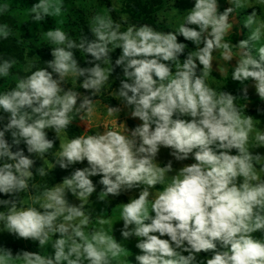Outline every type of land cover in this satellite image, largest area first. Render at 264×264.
Segmentation results:
<instances>
[{
  "label": "clouds",
  "instance_id": "obj_1",
  "mask_svg": "<svg viewBox=\"0 0 264 264\" xmlns=\"http://www.w3.org/2000/svg\"><path fill=\"white\" fill-rule=\"evenodd\" d=\"M110 2V12L120 6ZM225 2L230 7L220 11V0H194L170 31L97 13L88 24L91 39L84 33L74 39L62 28L43 32L53 45L52 59L43 67L29 65V74L13 77L15 86L0 92V195L8 197L0 199V233L38 242L39 251L13 256L0 248V264H130L119 258L132 240L139 250L136 264H264V155L252 154L264 148V128L246 113L247 103H238L247 101L249 85L264 101V0ZM248 9L240 28L247 29L245 38L234 43L227 39L232 21ZM66 10L64 0H38L29 8L30 21L41 28ZM7 11L0 0V16ZM12 33L0 23V40ZM180 36L195 50L178 42ZM77 52L89 67L79 66ZM17 63L0 56V79ZM115 68L123 74L116 77L117 90L110 79ZM214 71L238 82L242 97L213 87ZM108 88L120 106L105 105L107 116L120 128L102 124L94 134L69 138L77 119L96 114L97 97ZM125 110L126 119L140 122L133 129L119 122ZM56 141L49 171L44 160ZM161 149L172 158L164 164L157 159ZM32 156L43 161L34 171ZM85 161L61 183L49 184L55 167L67 170ZM36 176L43 182L34 183ZM97 176V200L105 204L110 196L138 190L116 206L120 242L113 234V208L93 210L91 178Z\"/></svg>",
  "mask_w": 264,
  "mask_h": 264
},
{
  "label": "rangeland",
  "instance_id": "obj_2",
  "mask_svg": "<svg viewBox=\"0 0 264 264\" xmlns=\"http://www.w3.org/2000/svg\"><path fill=\"white\" fill-rule=\"evenodd\" d=\"M130 1V0H129ZM2 2H6L9 7V11H7L9 14H11L14 19L17 21V34L20 37L27 38L28 43H26V46L28 47V50L26 52V58L24 63H20L16 66V69H21L24 72L28 73L26 69L29 68V65L34 64L36 61H40L42 59V55L38 52L43 51L46 53H50L49 58L52 59L51 56V49L50 45L47 41V38L43 35L44 31H47L48 28H62L64 31L68 32L74 39L78 38L82 34V29L84 27L88 28L90 17L94 14L100 13L105 15H111L113 20L119 21L120 17L122 15H126L128 17V22L132 24V21L129 18V15L125 13V10L127 8L128 0H119V7L115 8V10L109 11V8L111 7L110 0H64V7L67 9L66 11H62L61 15L59 16H50L49 18H46V22L42 25V27H38L34 22L30 21L31 14L29 11V8H31L35 3L38 2V0H2ZM175 3V4H174ZM194 6V0H165L163 4L162 10H160L156 14V25L157 27H153L160 31H170L174 30L176 26L179 25V23L182 22V13L190 10ZM227 7H230L225 0H220V11H223ZM173 8L177 11H174ZM252 9H248L245 11H241L238 15H236L233 19V29L227 39L233 41L234 43H238L239 40L244 39L245 35L247 33V29H242L240 33V28L242 26L243 18L246 14H250ZM19 24V26H18ZM126 27V26H125ZM194 27V26H193ZM39 32V33H38ZM240 33V34H239ZM184 39L182 36L178 37V42H180V39ZM186 44L188 46L189 50H195L194 44L190 41H186ZM35 51V54L32 56H29V53ZM235 51V49H234ZM117 55V50L112 54L113 62L116 58L120 55V52ZM216 60L219 61L221 64L224 63V61L221 59L220 54H215ZM235 61L230 62V66L234 65ZM42 67V65H40ZM44 66V65H43ZM81 67V64H79ZM39 67V66H38ZM215 69V64L213 65ZM118 68H115V71L110 79L116 80ZM213 77L217 80L209 79V83L215 87L218 91L222 90L223 87H225V91L230 92L234 96H241L242 93L240 92V85L238 82L232 81L230 79V76H225L224 78L220 79V75L218 72H213ZM220 79V80H219ZM68 86H72V78H68ZM78 87V84L76 85ZM119 80H116V83L113 84V89L117 90L119 88ZM6 88L5 86L0 87V92H5ZM79 91L84 94L88 95L89 93L85 92L83 89H79ZM111 89H105L101 95L97 97V100L99 102L97 112L96 114L90 118L85 119L83 121L77 119L76 123H74L73 126L77 127L78 131H74V134H94L97 132L102 124H107L108 126L114 127L117 130L120 128L119 123H112L113 118L107 116V109L105 105H108V103L105 102L106 99L109 97H112L110 95ZM248 99L247 101L239 100L238 103L243 105L246 104V113L248 115H251L254 119L259 120L261 122V128H264V101H261L258 97V95L255 93V89L251 87V85L248 86ZM116 102V106H120L119 102L114 100ZM125 110L121 113L119 122L125 123L126 127L129 129H133L138 123H140L136 119H126L125 117ZM55 135L54 132L49 130L48 136L49 139H53L52 136ZM70 138V136H69ZM58 144L59 141H56L55 146L57 148H54L50 150V153L46 155V159L44 160V164L46 168L50 171L52 168V160H50V156H53L52 153L58 151ZM169 150L167 149H161V152L158 156V162L164 164L167 163L169 159H172L169 154ZM252 154H260L264 155V148H258L252 150ZM35 160V164L33 166V171L35 168L42 166L43 161L37 159L35 156L30 157ZM185 163H191V161H186ZM87 166V162L81 164H76L72 168H69L67 170H62L59 168V166L55 167L48 177V182L50 185H55L58 183H61L63 178L70 176L71 173L76 168H83ZM174 168L181 167V164L174 162L173 164ZM171 175V173H170ZM93 183L96 184V193L93 194V196L90 198V201L93 206V210L96 214H100L101 211H107L111 212L112 208L113 211L111 212V217L113 220V223L118 222L120 219L119 216V208H116L117 205L122 203H127L129 197L136 196L138 193V190H133L132 192L122 193L118 197H109L111 204H105L104 202L97 200V195L100 192L102 186L98 184V181L100 179L99 176L92 177ZM36 184L42 183V178L38 176V180L36 181L34 179L33 181ZM159 189V186H158ZM24 195L25 199H27L26 194ZM68 200L70 203L73 204H79V201L76 200L70 193L68 194ZM5 199V198H0ZM88 208H91V205H87ZM0 210H3L0 208ZM122 227V222H118L116 225H114V237L117 240V242H120L122 240V237L120 235L119 229ZM257 237H260V233L254 234ZM0 248H4L7 250H11L13 256H15L20 251H29V252H38V242L34 243L30 240H24V239H17L13 235L4 232L0 233ZM127 248L129 252H127L124 256L120 257L119 259L121 261L129 258L130 264H136L135 262V255L139 254V250L135 248V240H132L127 243ZM48 251L51 253L52 250L49 248ZM202 256L205 254H201ZM11 264H16V262H11ZM115 264V262H114Z\"/></svg>",
  "mask_w": 264,
  "mask_h": 264
},
{
  "label": "trees",
  "instance_id": "obj_3",
  "mask_svg": "<svg viewBox=\"0 0 264 264\" xmlns=\"http://www.w3.org/2000/svg\"><path fill=\"white\" fill-rule=\"evenodd\" d=\"M165 0H128L127 3V8L125 10V13L129 15L130 20L132 21V24H137V25H142V24H149L152 27H157L156 25V14L162 10L163 4ZM0 23H6L8 24L12 30L13 33L12 35L6 39V40H0V56H3L4 59H16L18 63L12 68L11 74L3 79H0V87L5 86L6 90L8 91L11 88L15 86V79L13 77H20L27 75L29 73L24 72L21 69H16V66L20 63L25 62L26 58V52L28 50V47L26 46V43H28L27 38L20 37L18 36L17 32V21L14 19V17L9 14L8 12L4 13L3 16H0ZM19 26V24H18ZM82 33L87 35L89 39H91V34L88 33V28L84 27V29L80 30ZM180 42H183L186 44V41L184 39H180ZM120 50L117 49V55L119 54ZM39 54L42 55V59L40 61H36L34 65L36 67H43V63L46 61H50L51 59L49 58L50 53H46L43 51L38 52ZM35 54V51L29 53V56H32ZM186 55V53H185ZM83 54L82 53H76V58L81 64V67H89L90 65H87L85 63V60L82 58ZM184 56H181V59H183ZM88 59H91V57H88ZM117 76L122 77V71L120 68H118V73L116 72ZM106 103L110 104L111 106H116V102L114 101L113 97H109L108 99L105 100ZM2 128V126H0ZM78 131L77 127L72 126L69 129V136L71 137V133L74 134V131ZM54 138V135H50ZM6 138L11 142L10 136L6 134ZM21 149L25 150V155H28L26 148L23 144L19 146ZM16 148H13V151H16ZM50 160H54L53 156H50ZM259 167V166H258ZM35 180H38V176L35 177ZM0 198H5L8 199V197L0 195Z\"/></svg>",
  "mask_w": 264,
  "mask_h": 264
}]
</instances>
